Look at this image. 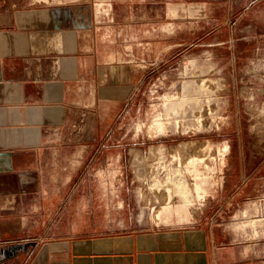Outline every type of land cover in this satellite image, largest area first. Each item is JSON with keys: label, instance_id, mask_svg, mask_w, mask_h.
<instances>
[{"label": "rangeland", "instance_id": "1", "mask_svg": "<svg viewBox=\"0 0 264 264\" xmlns=\"http://www.w3.org/2000/svg\"><path fill=\"white\" fill-rule=\"evenodd\" d=\"M113 14L136 94L9 154L0 241L207 225L215 264H264V0Z\"/></svg>", "mask_w": 264, "mask_h": 264}, {"label": "crops", "instance_id": "2", "mask_svg": "<svg viewBox=\"0 0 264 264\" xmlns=\"http://www.w3.org/2000/svg\"><path fill=\"white\" fill-rule=\"evenodd\" d=\"M153 1L0 0V164L134 97L142 72L121 59L113 12ZM217 255L207 225L0 241V264H215Z\"/></svg>", "mask_w": 264, "mask_h": 264}, {"label": "bare ground", "instance_id": "3", "mask_svg": "<svg viewBox=\"0 0 264 264\" xmlns=\"http://www.w3.org/2000/svg\"><path fill=\"white\" fill-rule=\"evenodd\" d=\"M196 191H197V194H201V192H202V190L199 188V185L197 184L196 185ZM166 192V191H165ZM163 206H162V208H164V209H169V206H171L170 204H171V200H170V195H169V193L167 194V196L165 197V198H163ZM161 208V209H162ZM175 209V208H174ZM177 211V210H176Z\"/></svg>", "mask_w": 264, "mask_h": 264}]
</instances>
